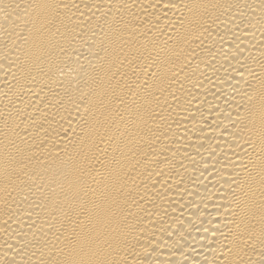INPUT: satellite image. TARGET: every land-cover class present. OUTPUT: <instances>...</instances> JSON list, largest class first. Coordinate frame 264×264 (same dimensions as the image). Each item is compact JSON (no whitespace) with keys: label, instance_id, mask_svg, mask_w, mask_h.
<instances>
[{"label":"bare ground","instance_id":"bare-ground-1","mask_svg":"<svg viewBox=\"0 0 264 264\" xmlns=\"http://www.w3.org/2000/svg\"><path fill=\"white\" fill-rule=\"evenodd\" d=\"M0 264H264V0H0Z\"/></svg>","mask_w":264,"mask_h":264}]
</instances>
